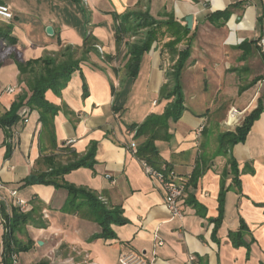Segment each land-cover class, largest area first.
I'll use <instances>...</instances> for the list:
<instances>
[{"label": "crops", "instance_id": "obj_1", "mask_svg": "<svg viewBox=\"0 0 264 264\" xmlns=\"http://www.w3.org/2000/svg\"><path fill=\"white\" fill-rule=\"evenodd\" d=\"M1 1L15 18L0 20V29L10 25L18 42L11 45L0 37V115L20 95L31 96L17 62L57 57L67 46L83 48L90 35L103 50L80 64L60 95L47 91L46 99L59 108L55 142L43 134L39 112L27 106L20 110L22 120L11 128L9 138L0 128V199L7 203L8 214L16 198L26 201L25 208H18L33 217L15 234L24 244L34 243L21 264H120V257L129 253L142 255L150 264H264V54L257 44L264 35V0ZM135 10L172 26H162L138 77L131 78L125 67L127 46L117 45L116 17ZM226 10L228 18L211 20L214 13ZM190 15L193 28L185 34ZM49 26L54 35L47 34ZM177 38L173 52L165 45ZM187 48L191 55L181 76L185 111L179 121L169 120V138L155 142V165L186 184L180 200L184 215L174 217L164 188L146 175L132 150L149 135L135 137L130 127L165 112L172 102L161 97L167 72L178 52ZM260 103L261 116L246 140L229 153L238 166L237 185L229 155L219 153V136L235 132L223 130L235 126L232 111L239 114L237 128ZM202 126L207 131L199 140ZM214 127L220 130L211 131ZM92 148L94 166L63 178L94 193L109 211H121L127 222L110 225L113 237H95L103 231L102 217L81 200L77 210L68 206V190L24 183L32 174L49 170L40 162L42 154L54 155V163L65 165ZM196 166L202 174L191 182ZM14 190L16 197L11 195ZM222 192L224 217L214 237ZM241 221L247 228L246 245L236 247L231 234L241 230Z\"/></svg>", "mask_w": 264, "mask_h": 264}, {"label": "trees", "instance_id": "obj_2", "mask_svg": "<svg viewBox=\"0 0 264 264\" xmlns=\"http://www.w3.org/2000/svg\"><path fill=\"white\" fill-rule=\"evenodd\" d=\"M229 11L214 13L210 18L211 20H219L220 18H228ZM117 23V45L125 43L128 51L127 55L129 59L125 65L128 75L131 78L138 77L141 63L144 55L151 49L152 43L158 41L159 31L162 26L167 25L171 27L172 23H159L154 20L147 11H132L123 16L116 17ZM174 27V26H173ZM172 30L174 28H171ZM185 34L190 30L185 27ZM11 26L6 25L0 29V37L10 42L11 45L17 44L18 40L11 35ZM144 34V37L137 39L136 37ZM174 35V32H171ZM132 38H136L132 40ZM180 39L167 43V46L171 51L176 52V44ZM97 39L93 36H88L85 39L83 48H74L73 46H67L58 54L57 57H44L36 60H31L26 63L17 62L18 70L24 76L23 81L31 92V96L27 93L22 94L12 104L11 109L3 115H0V128L5 131L6 136H11V128L18 124L22 120L20 110L27 106L30 110L38 111L40 114V122L43 127V134L55 139V125L54 120L59 112V108L50 103L46 99V93L52 90L57 95L61 94V91L65 88L70 81L71 75L79 69L80 64L85 61L91 53H98L99 50L96 46ZM243 44L242 47L246 46ZM82 49V51L80 50ZM190 48L178 52V60L172 65L167 72L168 82L162 88L161 97L166 99H172V102L168 105L165 112L162 115L152 114L142 123L135 124L130 127V130L135 132V137H141L143 135H149L146 143L140 145L137 149L138 157L140 160H146L148 163L158 169V165H155V160L159 156V151L155 147V142L159 139L169 138L168 122L173 120L177 122L185 111L184 94L181 85L182 71L189 59L191 52ZM80 56V57H78ZM263 112V104H259L258 108L249 114L242 125L238 126L235 132H227L219 136V153L229 155V163L231 165V171L235 175V182L239 184V170L235 159L231 156V148L237 143H242L246 140L248 133L253 123L261 116ZM56 148V146H55ZM95 148H92L90 152L84 157L75 156L74 160H70L67 164L54 163V155H43L40 158L45 165L49 166V170L41 173H34L29 176L25 181V185H52L56 188H64L68 190V206H72L77 210L81 205L79 201L86 202L93 207L101 218V225L103 231L101 234L95 236L97 238L113 237L114 234L110 230L112 223L125 224L127 221L121 216L120 210L109 211L98 197L91 192L86 191L84 188H78L64 181V176L74 170L81 167H93ZM201 170L199 166H196L194 173L191 176V182H196L201 176ZM224 192L220 195V216L213 220L215 227L213 231L214 237L217 235L224 217ZM1 217L4 225V251H3V264H12L13 254L20 252H29L34 248V243L30 240L28 243H22L16 238L17 231L22 225L28 224L33 221L32 213H24L18 207L12 208V213L8 214L5 207L1 206ZM247 230L246 225L241 221V230L231 234V239L236 247L246 245L243 240L244 232ZM38 264H51L47 260H43Z\"/></svg>", "mask_w": 264, "mask_h": 264}, {"label": "built area", "instance_id": "obj_3", "mask_svg": "<svg viewBox=\"0 0 264 264\" xmlns=\"http://www.w3.org/2000/svg\"><path fill=\"white\" fill-rule=\"evenodd\" d=\"M14 12L11 11L10 7L6 4L0 3V20L3 21H12L15 18V15H13ZM258 48L262 54H264V35L258 40L257 42ZM98 49L101 50L100 46H97ZM9 92H14V89H10ZM231 117L234 118L233 122L231 124L237 125L238 121L240 120L238 118V112L232 111ZM24 122H28V119L25 118ZM204 130V127L202 126L197 131V135L199 136ZM134 154L137 153V149L133 146L132 148ZM142 167L149 177L152 179H155L159 184L164 188L166 192V206L169 209V211L172 213L174 217H182L183 212L180 208V200L185 195L186 190V184L183 182H178L176 175L172 172L167 174L164 170H159L155 168L153 165L148 163L146 160L141 159ZM12 196H17V191H12ZM18 205L20 208H25L26 203L23 200H18ZM19 255L13 254L12 256V264H18ZM195 258L193 257L192 260ZM120 264H150L142 255L137 253H129L122 255L119 260Z\"/></svg>", "mask_w": 264, "mask_h": 264}, {"label": "rangeland", "instance_id": "obj_4", "mask_svg": "<svg viewBox=\"0 0 264 264\" xmlns=\"http://www.w3.org/2000/svg\"><path fill=\"white\" fill-rule=\"evenodd\" d=\"M140 37H142V35H140V36H138V37H136L137 39H139ZM136 38H134V40L136 39ZM99 50V53L100 54H103V50H102V48H101V50L100 49H98ZM78 57H80V56H78ZM233 129H236V127L235 126H232V127H224L223 128V130L224 131H227V130H233ZM211 131H217V130H220V128H211L210 129ZM208 131V135L210 136V133H211V131ZM206 131H207V127L205 126L204 127V130H203V132L199 135V140H203V138H204V136H205V133H206ZM201 142V141H200ZM62 164V163H61ZM11 195H12V192H11ZM18 200H22V199H20V198H16L15 199V204H13L14 205V207H19V205H18ZM24 201V200H23ZM25 203H27L26 201H24ZM1 206H3V207H5L4 209L6 210V212L8 213V211H9V209H8V205H7V203L4 201V203H3V201L0 199V218H1ZM9 207H10V204H9ZM0 229H1V231H0V264H3V262H2V256H3V251H4V233H5V231H4V225H3V221L0 219ZM41 243V242H40ZM20 254H22V255H20ZM18 255H20V257H19V259H18V264H21V262L23 261L24 262V258H27L30 254H27V252H20V253H18ZM21 256H22V258H21Z\"/></svg>", "mask_w": 264, "mask_h": 264}, {"label": "water", "instance_id": "obj_5", "mask_svg": "<svg viewBox=\"0 0 264 264\" xmlns=\"http://www.w3.org/2000/svg\"><path fill=\"white\" fill-rule=\"evenodd\" d=\"M0 3L5 4V2L4 1H1V0H0ZM193 21H194V16H192V15H190V16H188L186 18L187 27L190 30L193 28V23H194ZM46 32L49 35H54V28L51 27V26H49V27H47Z\"/></svg>", "mask_w": 264, "mask_h": 264}]
</instances>
